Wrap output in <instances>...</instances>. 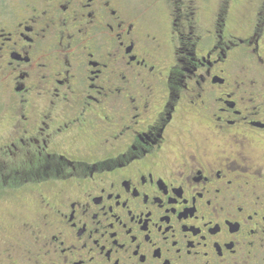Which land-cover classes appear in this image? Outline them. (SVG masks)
<instances>
[{
    "label": "flooded vegetation",
    "instance_id": "obj_1",
    "mask_svg": "<svg viewBox=\"0 0 264 264\" xmlns=\"http://www.w3.org/2000/svg\"><path fill=\"white\" fill-rule=\"evenodd\" d=\"M168 5L0 0L2 264H264V4Z\"/></svg>",
    "mask_w": 264,
    "mask_h": 264
},
{
    "label": "rangeland",
    "instance_id": "obj_2",
    "mask_svg": "<svg viewBox=\"0 0 264 264\" xmlns=\"http://www.w3.org/2000/svg\"><path fill=\"white\" fill-rule=\"evenodd\" d=\"M10 1V0H8ZM129 4L135 8L139 7L142 9L143 4L152 5L153 11L151 12V16H156L160 18V21L165 23L166 25V18L167 13L169 11L168 0H127ZM197 3L200 2L202 8L206 12L207 16H214L216 12L219 10L228 8L229 10V17H230V25L231 28L237 30L241 23H249L250 20L256 15V11L259 9L260 6L264 4V0H195ZM170 2V0H169ZM210 19L204 20V23H208ZM1 94H0V120L4 115V109L1 102ZM30 203V202H29ZM16 207V202H7L4 200L0 203V222H3L6 226H8V221L5 214H12L14 213V209ZM28 217V216H27ZM4 237L0 239V251L2 246L7 247L10 241H13L16 245V239L9 237L8 235L4 234ZM25 243H20L22 245ZM2 259H0V264ZM5 264L6 261H5Z\"/></svg>",
    "mask_w": 264,
    "mask_h": 264
}]
</instances>
